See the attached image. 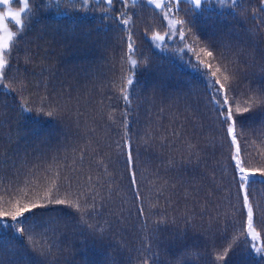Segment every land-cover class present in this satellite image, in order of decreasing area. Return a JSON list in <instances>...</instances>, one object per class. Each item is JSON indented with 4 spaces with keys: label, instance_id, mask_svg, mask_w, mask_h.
I'll return each mask as SVG.
<instances>
[{
    "label": "trees",
    "instance_id": "16d2710c",
    "mask_svg": "<svg viewBox=\"0 0 264 264\" xmlns=\"http://www.w3.org/2000/svg\"><path fill=\"white\" fill-rule=\"evenodd\" d=\"M41 3L42 0H29L34 16L25 17L26 25L30 26L17 37L18 44L12 50L14 59L10 64L13 66V74H16L17 69L20 73H34L30 78L36 83L44 80L48 82L50 89L55 86L56 91L70 93L73 116L69 120L58 121L33 112L32 116L40 120L39 125H34L27 118V113L21 114L0 104L6 125L0 128V143L7 141L9 134L13 139L11 145L5 144L0 151L4 153V158L11 156L18 164L22 159L28 162L27 167H19L21 175L18 177L13 175L11 167L0 166V176L5 177L0 183V204L13 196L25 202L37 191L51 186L53 177L50 173H43V167L45 163H51L52 157H57L58 161L64 162V168L60 169L62 176L67 174L78 177L79 185H84L89 175L93 178L92 182L97 184V176L109 181L115 180L126 193L127 202L122 203L119 197H114L109 202L107 187L99 188L98 185L100 194L105 197L104 206L99 208V214L90 222L107 229L108 238L104 242L89 239L85 243V235H81L73 227H63L75 215L72 208L59 205L38 209V212L45 213L44 220L59 221L60 230L53 237L57 245L53 264H106L110 253L116 255L106 247L108 243L122 244L126 249L124 255L131 259V264H137L138 261L142 264L144 256L148 255L147 252L142 254L137 251L144 247L147 233L139 227L140 218L136 202L128 191L129 178L123 157H117L111 147L114 146V141L120 140L123 129L119 123L114 124L108 119L110 112L117 121L123 119L119 115L124 107L123 102L119 99V92L110 86L109 81L114 75H118L119 62L127 49L125 41L129 33L119 22L120 14L124 12L126 17H130L127 28L131 29V37L137 49L135 58L138 61L145 58L149 61L147 67L137 70L141 99L133 100L135 111L128 117V130L135 149L133 155L145 215L149 225L152 219L159 218V214L174 217L177 221L176 224L168 225V231L161 236L163 243L158 249L159 260L156 264H261L256 254L244 247V237H241L226 261L214 259L213 250H222L245 228L238 185L230 179L233 169L227 158L229 152L223 126L216 119L211 103H208L203 81L188 66L191 54L180 50L183 42L178 38L173 39L167 35L170 30L159 11L148 5L146 0H136L135 3L127 0V4L122 0H113L111 7L92 0L86 6L91 9L87 12L72 10V0H62V7L51 9L40 7ZM11 6L14 9L21 8L20 0H13ZM76 7H81L78 0ZM191 7L187 3H181L180 8L184 11L173 18L192 19L189 12ZM237 12L239 15L235 17H197V28L194 31L204 39L209 32L224 34L234 29L239 30L243 23L246 29L258 30L257 35L264 36L262 0H244L243 8H238ZM8 25L12 31L19 32L11 20ZM188 27L189 25H184L185 29ZM156 33L165 37L161 46L151 39ZM188 43H191L190 39ZM26 53L36 57L33 63L24 64ZM42 70L43 76L40 75ZM153 87L160 97L155 104L144 101V97L152 95ZM246 91L247 81L237 90L241 106L243 100L247 99L246 95L241 94ZM193 92L198 94L202 106V112L196 120L185 111L182 99L183 94ZM2 95L3 90L0 89V96ZM3 100L4 104H12L13 94L3 96ZM249 125L252 134L246 150L243 140L241 141L243 158L247 167H264V143L258 138L259 115L252 121H247L246 126ZM148 131L152 132L156 140L146 147L143 138ZM172 133L178 135L174 137ZM160 136L164 139H159ZM251 140H255V143H251ZM189 142L195 145L199 161L193 159L189 163ZM37 147L46 154L44 160L35 159L40 154L33 152ZM85 148L87 151L81 161L79 154ZM74 158L76 164H72ZM100 160L108 166V171L112 173L110 177L103 175L104 168L100 166ZM33 164L41 165V169L36 179L26 184L22 173ZM69 165L78 170L72 172ZM9 178L15 183H9ZM165 181L167 186L163 192H158L156 189L164 185ZM57 183L63 184V180ZM78 183L74 179L72 188L68 190L76 191ZM65 191L61 187V195ZM249 192L256 210L255 227L264 238V213L261 212L264 207V184L250 187ZM154 203H157L156 208L151 207ZM218 213V219H211L217 217ZM224 213L228 215L225 216ZM186 214L195 217L192 223L196 228L187 230L183 245H173L176 231H185L183 220ZM52 228L56 229L57 225L53 224ZM5 237L8 240L6 245L3 243ZM27 243L26 238L20 237L13 241L11 229H0V245H3L0 246V254L6 264L8 261L22 264ZM183 247L197 255L181 257ZM149 264L154 262L149 261Z\"/></svg>",
    "mask_w": 264,
    "mask_h": 264
},
{
    "label": "snow or ice",
    "instance_id": "6c2138e0",
    "mask_svg": "<svg viewBox=\"0 0 264 264\" xmlns=\"http://www.w3.org/2000/svg\"><path fill=\"white\" fill-rule=\"evenodd\" d=\"M21 2L23 6L14 9L11 6L13 0H0V5L5 6L7 9L0 12V89L3 90V95L0 96V104L12 111H18L21 114L27 113V118L32 120L34 125H39L40 120L32 116L33 112L39 116H46L58 121L69 120L73 116L70 93L56 91L55 86L50 89L48 82L44 80L36 83L30 78L35 75L34 73H20L17 69L16 74H13V66L10 64V61L14 59L12 50L18 44L17 37L22 35L27 26H30L26 25L25 17L31 18V16H34L33 9L29 6V0H21ZM78 2L81 5L80 8L76 7V0H72L70 8L84 12L91 10L86 6L92 0H78ZM101 2L106 3L109 7L113 4V0H97L98 4ZM122 2L127 4V0H122ZM135 2L136 0H133V3ZM146 3L158 10L167 22V27L170 30L167 35L173 39L178 38L183 42V47L180 50H186L191 54L188 57V66L203 81L204 91L209 98L208 103H211L216 119L223 126L224 140L228 144L229 155L227 158L233 169L230 179L238 185V196L242 204L245 228L243 232L234 236L222 250L217 251L214 249V259L216 261H226L229 253L234 252L238 241L241 237H244V247L254 252L260 259L261 264H264V238H262V233L257 231L255 227L256 210L249 192L250 187L264 184V167H247L241 147V141L243 140L244 150L247 149L252 134L250 125L246 126V122L252 121L257 115L260 117L258 138L264 143V36H258V30L246 29L243 23H241L239 30L234 29L224 34L218 31L209 32L204 39H201L200 34L194 31L197 28V17L206 15L218 18L228 15L238 16L237 9L243 8L244 0H146ZM181 3L192 6L189 10L192 19L172 18L177 16L179 12L184 11L180 8ZM262 3H264V0H262ZM45 6L50 9L62 7V0H47L46 4L42 0L40 7ZM187 14L188 12H186ZM253 18L255 19V16ZM9 20L14 21L19 32L12 31L9 28ZM119 22L125 26L126 31L129 33L125 41L127 49L119 62L118 75H114L109 84L119 92V99L124 105L119 115L123 119L117 121L111 112L108 113V119L114 124L119 123L123 132L120 140L114 141V146L111 147L117 157H123V163L129 178L128 191L131 192L132 198L136 202V211L140 218L139 227L147 233L144 238V247L138 248L137 251L142 254L144 252L148 253L147 256H144L142 264H149V261L156 264L159 260L158 249L163 243L161 236L168 231V225L176 224L177 221L174 217L159 214V218L152 219L149 225L148 217L145 215V206L137 180L135 157L133 155L135 149L128 130V117L131 112L135 111L133 100L141 99L137 70L138 68L147 67L149 61L146 58L139 61L135 58L137 49L131 37V29L127 28L130 17H126V14L121 12ZM186 24L189 25L187 29L184 28ZM186 37L191 40V43H188ZM151 39L163 40L164 37L156 33ZM35 58V56L26 53L24 64L33 63ZM40 75H44L43 70ZM246 81L247 91L241 95H246L247 99L243 100V106H241L237 90ZM8 94H13L12 104H4L3 96ZM159 98L157 89L153 87L152 95L144 97V101L155 104ZM182 99L185 102V111L190 114L193 120L198 119L199 114L202 112L201 100L198 94L195 92L185 93L182 95ZM233 105L236 106L233 107ZM205 106L207 105L205 104ZM76 111L78 112V109ZM161 111H163V108H161ZM245 114L251 115L246 116ZM8 123H11V119L8 120ZM5 126L4 113L0 111V128ZM172 135L175 137L178 134L172 133ZM159 139L163 140L164 137L160 136ZM155 140L156 137L153 136L151 131H148L145 133L143 143L146 147H149L155 143ZM12 142V136L9 134L7 141L0 143V149H4L5 144L11 145ZM251 143L254 144L255 140H251ZM86 151L87 148L80 151L79 160L84 159ZM33 152L40 153L35 156L36 160H44L46 154L42 153L39 147L33 149ZM187 155L189 163L193 159L199 161V153L195 150V145L190 142L188 143ZM27 164L26 159H22L18 164L11 156L4 158V153L0 151V166L7 165L11 167L14 176L21 175L19 167H27ZM72 164H76L75 158ZM99 164L104 168L103 175L110 177L112 173L108 171V166L104 164L103 160H100ZM62 168H64V162L58 161L57 157H52L51 163H45L43 167V173H50L53 177L51 186L44 188L43 191H37L33 197L28 198L25 202H21L20 199L13 196L0 204V229H11L13 241L16 237H20L26 238L28 242L27 250L23 254L22 264H53L54 249L57 248L53 237L60 230L59 221L55 219L44 220L45 213L38 212V209L66 205L74 210L75 215L71 216L63 227H73L81 235H85V243L89 239L93 242H104L108 238L107 229L90 222L95 215L99 214V208L104 206L105 197L100 194L98 185L99 188L107 187L109 202L114 197H119L122 203L127 202L126 193L115 180L109 181L103 179L102 176H97V184L92 182L93 178L89 175L86 183L79 185L78 177H70L67 174L62 176L60 171ZM69 168L72 172L78 170L71 165H69ZM40 169L41 165L33 164L31 168L22 173L24 183L27 184L36 179ZM61 179L63 184L57 183ZM74 179L77 181L78 187L76 191H69L68 189L72 188ZM4 180L5 177L0 176V183ZM8 182L15 183L10 178ZM165 186H167V181L156 190L163 192ZM61 187L66 189L63 195L60 192ZM4 190L8 191L7 188ZM157 203L152 204L151 207L156 208ZM261 212L264 213V207L261 208ZM219 215L220 213L217 214V217L211 219H218ZM224 215L227 216L228 214L224 213ZM194 218L189 214L184 216L185 231L183 233L176 231L172 240L173 245H183L187 230L189 228L195 230L196 225L192 223ZM53 224L57 225L56 229L52 228ZM37 229H40V231L38 232ZM153 242H155V245ZM3 243L5 245L8 243L7 237H5ZM12 246L15 248L14 243ZM106 247L116 253V255L111 253L108 255L106 264H131V259L126 258L124 255L126 249L122 244L108 243ZM196 255L197 253L190 251L187 247H183L181 250V257H195ZM0 264H6L2 254H0ZM7 264H15V262L8 261ZM137 264H141V262L138 261Z\"/></svg>",
    "mask_w": 264,
    "mask_h": 264
},
{
    "label": "rangeland",
    "instance_id": "374dc122",
    "mask_svg": "<svg viewBox=\"0 0 264 264\" xmlns=\"http://www.w3.org/2000/svg\"><path fill=\"white\" fill-rule=\"evenodd\" d=\"M20 2H21V0H20ZM23 5H22V2H21V7H22ZM7 9H6V7L5 6H3V5H0V12H2V11H6ZM173 18V17H172ZM174 19V18H173ZM11 22H13L14 23V21H11ZM10 28V27H9ZM11 29V28H10ZM12 30V29H11ZM160 35V34H159ZM161 37H164V35H160ZM165 38V37H164ZM155 42H157L158 43V46H161L162 45V43H163V41H164V39L163 40H154Z\"/></svg>",
    "mask_w": 264,
    "mask_h": 264
}]
</instances>
